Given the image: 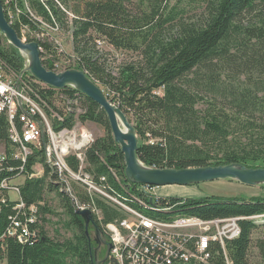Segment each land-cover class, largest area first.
<instances>
[{"label":"trees","instance_id":"obj_1","mask_svg":"<svg viewBox=\"0 0 264 264\" xmlns=\"http://www.w3.org/2000/svg\"><path fill=\"white\" fill-rule=\"evenodd\" d=\"M25 1L43 22L53 25L55 20L60 29L62 26L70 29L73 56L63 69L84 70L102 86L107 98L134 126L140 138L136 155L144 165L180 169L240 163L249 168L264 167V0H154L148 11L138 8L135 12L128 7L127 0ZM70 1L76 2L72 5ZM18 4L23 6V0H18ZM61 5L74 13L71 23ZM182 5L200 6L199 21L186 22L182 16L177 19ZM167 24L169 33L165 37L162 29ZM24 26L35 33L40 23L26 13L20 15L13 24L20 38ZM99 39L115 49L135 50L136 56L119 63L114 70L97 48ZM32 40L41 48L43 66L56 71L54 64L61 52L46 41L25 38ZM5 62L15 71L22 69L21 62L14 58L7 57ZM29 85L45 101L47 114L52 109L65 117L63 121L53 120L55 129L75 123L73 112H62L54 106L55 88L42 87L37 82ZM57 92L79 101L83 109L78 115L81 123L92 122L104 129L105 134L95 138L86 151L85 170L97 182L99 175L105 174L107 185L120 192L112 171L121 182L128 181L123 155L113 140L105 112L70 86ZM0 144L6 156L1 162V176L24 175L19 185L20 197L27 206H37L41 220V224L31 226L37 228L38 238L31 244L19 242L5 233L14 202L0 201V262L96 264L91 250L93 242L85 235L82 218L75 214L72 200L66 194L57 196L69 219L59 222L72 235L62 241L48 236L46 216L54 213L47 198L54 188L47 181L49 166L42 150L36 148L22 170H18L22 164L11 158L4 114H0ZM37 162L42 163L44 173L30 176ZM67 162L76 167L73 157H68ZM7 167L15 170L6 172ZM72 190L78 202L101 210V221L91 212L100 228L101 223L123 217L98 196L89 195L74 184ZM161 205H172V214L204 220L242 218L238 219L240 233L225 240L224 249L217 241L209 243L210 256L205 264H264V238H253L258 223L264 224V196L161 198ZM146 213L167 216L153 211ZM252 247L259 257L255 263L249 254ZM102 264L117 263L109 258Z\"/></svg>","mask_w":264,"mask_h":264},{"label":"built area","instance_id":"obj_2","mask_svg":"<svg viewBox=\"0 0 264 264\" xmlns=\"http://www.w3.org/2000/svg\"><path fill=\"white\" fill-rule=\"evenodd\" d=\"M1 2L5 18L12 27L20 15L26 13L37 20L40 26L53 32L60 31L55 20L53 25H49L35 16L25 0L23 6L18 4V0ZM24 30L28 28L24 26L20 32ZM56 49L61 51L59 45ZM54 66L56 67L55 64ZM37 83L42 87L47 86L41 82ZM29 92H33L30 85L20 86L18 80L12 79L0 63V114H4L8 122L11 158L21 162L22 165L17 168L21 171L33 150L41 149L49 166L47 181L52 182L54 186L53 195L66 194L73 201L74 209H88L101 221L100 209L77 201L72 190L74 184L85 193L103 199L123 214L121 219L101 223V228L107 236L106 240L111 244V261L117 264H205L210 256L208 248L211 241H217L224 249L225 240L238 236V219H242L240 217L204 220L197 216L172 214V205H161V198L155 195L154 185L121 182L113 171V179L120 192L107 185L105 174L99 175L97 182L94 176L85 170L86 151L94 141L90 131L81 127L76 118L71 127L55 129L53 120L63 121L65 117L54 110L47 114L45 101L36 93L31 95ZM68 157L75 159V168L67 162ZM5 159L3 151L0 153V168ZM38 167L35 166V172L33 167L30 176L43 175V167ZM4 170L12 172L15 168L7 167ZM20 177L22 180L18 182ZM24 178V175L19 174L15 177L1 176L0 169V201L14 202V212L8 216L6 235L15 237L19 242L31 244L39 235L37 228L33 229L31 226L34 223L41 224V220L37 206H27L20 197L19 185ZM11 194L15 196L12 198ZM146 211L164 213L167 216L155 217Z\"/></svg>","mask_w":264,"mask_h":264},{"label":"water","instance_id":"obj_3","mask_svg":"<svg viewBox=\"0 0 264 264\" xmlns=\"http://www.w3.org/2000/svg\"><path fill=\"white\" fill-rule=\"evenodd\" d=\"M0 33L18 50L27 56L28 64L23 71L34 79L55 89L70 86L84 94L107 117L111 135L119 146L124 160V175L128 182L150 184L154 186L177 184L190 185L217 179H235L242 184L253 186L264 183V167L249 168L240 163L225 165H208L188 168H153L144 165L136 155L138 148L137 136L132 123L126 115L113 104L103 92L99 84L84 70L70 68L60 72L46 69L40 57V48L36 41H25L20 38L15 29L7 22L2 2L0 0ZM75 214L82 218L85 235L95 244L93 260L102 264L109 259L111 244L106 240L104 231L93 221L88 209H75ZM91 227V229H89ZM104 251L103 258H98V252Z\"/></svg>","mask_w":264,"mask_h":264},{"label":"rangeland","instance_id":"obj_4","mask_svg":"<svg viewBox=\"0 0 264 264\" xmlns=\"http://www.w3.org/2000/svg\"><path fill=\"white\" fill-rule=\"evenodd\" d=\"M76 1H70L69 4H75ZM128 7L135 12L138 8H142L144 10H149L150 5L154 4V0H127ZM172 4V2H171ZM68 21L71 23L72 18L74 17V13L71 11L69 7L65 5H61ZM202 14V9L198 5L190 6V5H182L179 10V18L184 19L186 22H197L199 21ZM168 24L163 27V33H165V37H167L169 32L167 31ZM171 30V29H170ZM22 39L32 38V39H40L42 41H46L51 44V47H55L59 45V49L61 50L58 55V60L55 61V70L56 72H60L64 70L63 68L71 62L73 52H72V43L70 37V29L62 26L60 31L53 32L49 30L47 27L40 26L38 28V32H29V30H24L21 32ZM35 41V40H32ZM97 48L100 50L101 54L106 59L108 66L115 70L116 66L127 60H132L135 58L136 53L135 50L132 49H115L112 47L106 40L99 39L97 40ZM16 49V50H15ZM7 57L14 58L18 62H21L22 69L20 72L13 70V68L5 62ZM0 63L1 66L5 69V72L12 77V79L18 80L20 86L23 84H30L33 82H38L34 79L28 72L23 71L24 68L28 64L27 56L24 52L15 48L6 38L0 33ZM115 72V71H114ZM33 78V79H31ZM100 86V85H99ZM102 87V86H100ZM53 95L54 106L57 107L58 110L62 112H73L74 117L77 120V123L90 131L93 138H97L103 136L105 134L104 129L92 122H84L81 123L78 115L82 113L83 109L80 107V103L77 100H71L67 98L64 94L57 92L58 89H55ZM52 110V109H51ZM137 136V142H139L140 138ZM4 151L3 145L0 144V153ZM42 163L37 162L34 165L39 166L38 169L43 167ZM18 182L22 180V178L17 179ZM155 195L158 198H199L205 196H212L213 198H238V199H250L255 196H264V183L257 184L253 186H248L240 183L235 179H217L212 181L200 182L196 184L190 185H177V184H168V185H160L155 186ZM15 195L11 194L13 198ZM48 199H50V207L54 211V213L47 215L46 217L49 220L45 223V228L48 236L57 238L62 241L65 238H68L72 235V232L67 231L62 226V220H68L69 218L65 214V208L63 207V202H60V197L53 195L52 191L49 192ZM73 203V201H71ZM61 220V222H59ZM261 222V221H258ZM257 222V223H258ZM258 227L253 231V238H264V224L258 223ZM91 229V227L89 228ZM58 231L56 234L55 231ZM95 244L92 243L91 250L94 252ZM250 258L252 262H258V252L255 247L250 249ZM104 256V251L98 252V258L101 259Z\"/></svg>","mask_w":264,"mask_h":264},{"label":"flooded vegetation","instance_id":"obj_5","mask_svg":"<svg viewBox=\"0 0 264 264\" xmlns=\"http://www.w3.org/2000/svg\"><path fill=\"white\" fill-rule=\"evenodd\" d=\"M101 251H103V249Z\"/></svg>","mask_w":264,"mask_h":264},{"label":"crops","instance_id":"obj_6","mask_svg":"<svg viewBox=\"0 0 264 264\" xmlns=\"http://www.w3.org/2000/svg\"><path fill=\"white\" fill-rule=\"evenodd\" d=\"M2 264H4V263H2Z\"/></svg>","mask_w":264,"mask_h":264}]
</instances>
